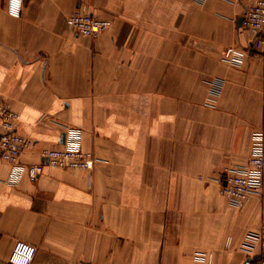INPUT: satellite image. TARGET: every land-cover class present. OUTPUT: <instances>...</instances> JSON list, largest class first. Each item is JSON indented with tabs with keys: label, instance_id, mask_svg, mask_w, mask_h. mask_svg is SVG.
I'll list each match as a JSON object with an SVG mask.
<instances>
[{
	"label": "crops",
	"instance_id": "obj_1",
	"mask_svg": "<svg viewBox=\"0 0 264 264\" xmlns=\"http://www.w3.org/2000/svg\"><path fill=\"white\" fill-rule=\"evenodd\" d=\"M256 1L23 0L15 18L0 0V103L34 142L22 164L62 149L69 131L96 160L35 180L0 164V264H27L18 242L36 247L31 264L247 262L264 198L233 207L222 178L264 133V61L223 59L250 49L239 19ZM80 6L111 27L73 33L67 19Z\"/></svg>",
	"mask_w": 264,
	"mask_h": 264
},
{
	"label": "built area",
	"instance_id": "obj_2",
	"mask_svg": "<svg viewBox=\"0 0 264 264\" xmlns=\"http://www.w3.org/2000/svg\"><path fill=\"white\" fill-rule=\"evenodd\" d=\"M23 0H7V12L19 18L22 15ZM68 28L83 37L97 38L111 27L108 20L94 17L83 6L78 7L67 19ZM241 29L251 36V47L242 50L229 47L224 62L233 67H241L250 56H259L264 61V0H257L244 15ZM224 89L222 80L210 83L212 97L218 98ZM20 117L6 103H0V164L7 163L13 167L14 175L27 172L35 180L42 175L45 168L64 170L92 171L96 160L82 151L79 136L69 131L68 143L62 149H45L41 152V163L25 166L21 162L22 154L31 149L34 142L17 132ZM222 194L233 207H242L252 196L264 198V133H255L252 139V152L247 164L226 169L222 178ZM247 255L245 264H264V223L258 231L250 232L243 243ZM37 249L27 243L18 242L14 254L31 264ZM255 256H260L255 260ZM204 255L198 259L204 260ZM211 257H209V260Z\"/></svg>",
	"mask_w": 264,
	"mask_h": 264
},
{
	"label": "water",
	"instance_id": "obj_3",
	"mask_svg": "<svg viewBox=\"0 0 264 264\" xmlns=\"http://www.w3.org/2000/svg\"><path fill=\"white\" fill-rule=\"evenodd\" d=\"M243 21H244V17H241V18L239 19V27H242V23H243ZM259 258H260V256H255V257H254L255 260H258Z\"/></svg>",
	"mask_w": 264,
	"mask_h": 264
}]
</instances>
